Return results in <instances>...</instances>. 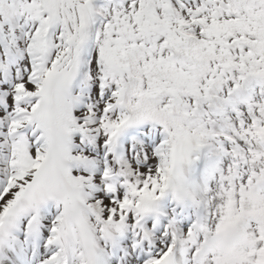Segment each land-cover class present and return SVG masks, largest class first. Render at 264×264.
Instances as JSON below:
<instances>
[{"label": "snow or ice", "instance_id": "snow-or-ice-1", "mask_svg": "<svg viewBox=\"0 0 264 264\" xmlns=\"http://www.w3.org/2000/svg\"><path fill=\"white\" fill-rule=\"evenodd\" d=\"M0 264H264V0H0Z\"/></svg>", "mask_w": 264, "mask_h": 264}]
</instances>
